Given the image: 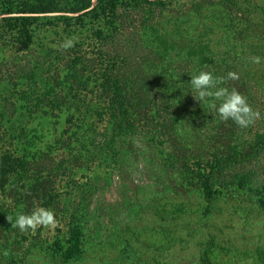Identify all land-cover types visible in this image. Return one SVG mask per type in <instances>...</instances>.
Returning a JSON list of instances; mask_svg holds the SVG:
<instances>
[{
    "label": "rangeland",
    "instance_id": "1",
    "mask_svg": "<svg viewBox=\"0 0 264 264\" xmlns=\"http://www.w3.org/2000/svg\"><path fill=\"white\" fill-rule=\"evenodd\" d=\"M39 1L0 0V264H264V0H117L99 17L51 0L60 12H23ZM65 39L74 47L58 49ZM137 41L192 59L168 65L183 81L173 93L144 76L150 90L136 89ZM200 71L225 77L218 87L261 119L222 122L211 98H193ZM246 173V188L224 184ZM207 175L224 182L210 199ZM37 206L55 230L11 228L7 216ZM74 232L65 261L58 245Z\"/></svg>",
    "mask_w": 264,
    "mask_h": 264
},
{
    "label": "trees",
    "instance_id": "2",
    "mask_svg": "<svg viewBox=\"0 0 264 264\" xmlns=\"http://www.w3.org/2000/svg\"><path fill=\"white\" fill-rule=\"evenodd\" d=\"M148 1V0H145ZM72 6L69 8L70 13H79L77 16H81L83 14H89L92 13L95 17H99L105 10H109L110 12L115 11L117 5H120L117 0H96V3L94 4L92 0H71ZM64 9V8H63ZM61 8L58 6L57 2L51 1V0H41L36 5L26 8L24 13H33V14H44V13H52V12H60ZM118 14V11L116 12ZM31 17V16H27ZM139 40L141 39V35H138ZM138 42V41H137ZM182 49V48H181ZM181 49H178V52H181ZM183 50V49H182ZM129 58V57H128ZM128 58H122V59H128ZM132 60L138 64L140 70L138 71V79L135 82L136 89L138 91H149V87L145 86V81L141 79V76H144L145 78H151L153 81L150 82L151 85H155V90L153 91L156 94H162L164 92L173 93L171 91H174L175 87L177 88L178 85H182L181 80L177 78V76L168 69V65H173L174 63H181V62H191L192 59L189 58V56H183L182 58H177L175 60H172L171 58L165 56L163 53L156 51L154 48L144 45L142 41L137 43V50L134 52V55L132 53ZM212 64L206 63L205 65H201L199 67H195L198 71L201 67H210ZM153 70H157V75L154 74ZM168 75L169 80L170 77L173 79V82H166L165 85H162V81H166L165 78L160 81L157 77L158 75ZM156 79V80H154ZM173 88H171V86ZM145 89V90H144ZM171 97V95H170ZM124 113H122L123 115ZM171 119L172 118H168ZM154 138L155 135H152ZM150 136V138H152ZM220 158H215L214 162L211 160H206L207 163L210 164V169H218L219 166L224 162V160L227 162V159L225 156H219ZM210 161V162H209ZM252 181V177L250 174L246 173L237 177H233L229 180H226V182H220V184H216L213 180H211V176L207 175L205 177L204 182L201 184V188L203 192L205 193L206 197L210 199L214 196V194L217 192V188H214V184L221 186V183L227 184V185H233L236 188L244 189L246 188L250 182ZM260 204L264 206V198L259 199ZM80 238L77 232H74L70 238L68 239L67 243L68 245L66 247L62 245H58V248L61 250V256L63 260L68 261L71 258H73L76 251H78Z\"/></svg>",
    "mask_w": 264,
    "mask_h": 264
},
{
    "label": "clouds",
    "instance_id": "3",
    "mask_svg": "<svg viewBox=\"0 0 264 264\" xmlns=\"http://www.w3.org/2000/svg\"><path fill=\"white\" fill-rule=\"evenodd\" d=\"M74 39H65L58 45V49L67 51L74 47ZM253 64L259 65V56L251 57ZM189 81L196 95L193 98L202 103L211 98L210 107L215 109L216 114L222 122L231 120L239 128H248L257 120L261 119L259 111L254 110L247 101V97L242 95L237 88L231 90L227 87H218L226 82L225 77H214L211 72L200 71L198 74L190 75ZM227 80H239L237 72L229 71ZM217 101L219 102L217 104ZM11 224V228L18 229L21 233L35 234L38 228L55 230L58 227V220L55 213L45 207L37 206L29 214L18 213L15 221L12 216L6 217ZM7 255V253H5Z\"/></svg>",
    "mask_w": 264,
    "mask_h": 264
}]
</instances>
